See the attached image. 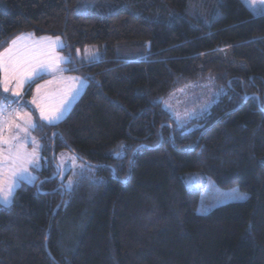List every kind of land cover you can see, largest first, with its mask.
<instances>
[{
    "label": "trees",
    "instance_id": "16d2710c",
    "mask_svg": "<svg viewBox=\"0 0 264 264\" xmlns=\"http://www.w3.org/2000/svg\"><path fill=\"white\" fill-rule=\"evenodd\" d=\"M24 34L100 58L66 64L82 94L31 131L41 168L0 209V264H264V13L241 0H0V52ZM206 79L225 92L179 127L162 100ZM63 151L81 165L61 178ZM207 188L248 198L197 213Z\"/></svg>",
    "mask_w": 264,
    "mask_h": 264
},
{
    "label": "snow or ice",
    "instance_id": "6c2138e0",
    "mask_svg": "<svg viewBox=\"0 0 264 264\" xmlns=\"http://www.w3.org/2000/svg\"><path fill=\"white\" fill-rule=\"evenodd\" d=\"M62 47L59 37L55 39L41 37L36 40L32 38V34H28L17 37L12 41L9 48L0 52V89L4 93H11V96L20 98L11 100L8 96H0V209L11 207L15 191L21 183H34L37 179L33 173L38 172L41 168L40 152L43 151V146L33 140L32 152L23 150V147L27 143L29 130H34L40 125L33 122L29 112L23 111L22 94L25 85H30L44 75L62 76L63 72L67 71L61 65L70 63L71 57L57 54L56 49ZM77 54L79 55V50H77ZM68 83L80 85L83 81L75 78ZM41 87V85H37V93L40 92ZM78 94L79 89L77 87L73 86L68 89L67 95ZM248 98L245 96V99ZM31 103L39 112V119L52 125L63 118L69 100L66 97L59 104L53 105L48 102L47 97L34 95ZM13 104H16L17 107L13 108ZM165 104H167L166 101ZM176 119L178 126L182 127L179 115ZM6 128L17 129V134L5 137ZM19 132L25 133L23 140L19 137ZM120 148L126 151L123 145ZM71 159L75 163L76 158L72 157ZM58 172H63V168L59 165ZM62 187H72V181H69L66 186L62 185ZM37 191L39 192L40 188H37ZM230 198L246 200L248 197L237 190L231 194Z\"/></svg>",
    "mask_w": 264,
    "mask_h": 264
},
{
    "label": "rangeland",
    "instance_id": "374dc122",
    "mask_svg": "<svg viewBox=\"0 0 264 264\" xmlns=\"http://www.w3.org/2000/svg\"><path fill=\"white\" fill-rule=\"evenodd\" d=\"M241 1L243 2V4H245L250 9V11L254 15H259V14L264 13V0H241ZM26 35L28 34H24L23 36H26ZM40 38L41 37L33 38V39L39 40ZM11 44L12 42L10 43V45ZM59 49L60 48L56 49L57 54L60 56H63L61 53H59L58 51ZM85 49H87V51H85ZM93 57H95V59H93ZM99 58H100V53L97 47L88 46V47L83 48L82 50H79V55L77 54V50H76L73 57H71V63L76 64V63H84V62H89V61H96ZM61 67L68 70V66L66 64H62ZM66 72L67 71L63 72L62 76L57 75L55 77L51 74L44 75L42 79L40 78V80H36L35 82L30 84L31 86L34 85L31 90V98H23L24 94L22 95L21 103L24 105L23 111L29 112L32 115V120L34 123L47 124L45 121H41L39 119V112L37 111L35 105L31 103V100L34 95H39L41 97H47L48 102L53 105L59 104L62 99H65L67 97V99L69 100V103L66 105V111L64 112V115H63V118H64L65 115L68 113V111L73 106V104L77 101L79 96L82 94L85 88L84 81L80 77L73 75V74H67ZM75 78L81 79L83 83L80 85H72L68 83L69 81ZM49 81H51V83H49ZM37 85L42 86L39 93H37ZM26 86L27 85H25L24 89L26 88ZM73 86L79 89V94L74 95V96L67 95L68 89ZM224 92H225L224 89L218 88L211 79L196 80V81L189 82L183 85L182 87L176 89L174 92L169 94L167 98L162 100V107L166 112L169 113V115L172 117V119L176 122L177 125L178 123H177L176 117L177 115H179V117L181 118L180 124L184 125L186 122L196 119L202 114H204L205 112H207L210 109V107L214 103H216V101L220 98V96ZM0 96H8L9 99L11 100L20 99V98L11 96V93H4L2 89H0ZM165 101L167 102V104H165ZM12 107L16 108L17 105L13 104ZM62 119L55 122L54 124L60 122ZM17 131L18 130L15 128H12V129L6 128L4 135L5 137L15 135L17 134ZM31 131L32 130H29V133L27 135V143H25L23 147V150L29 153L32 152L33 150V143H32L33 140L40 144V142H38V140L31 134ZM18 134L21 140L25 138L24 132H19ZM72 157L73 156L66 151H63L57 155V164L63 168V172L61 173V178L63 177V175L66 173L67 170L69 169L76 170L80 167L81 163L76 161V159H75V163H73V160L71 159ZM33 175H35V173H33ZM195 177H198L200 179V177L195 173L186 176L187 186L190 189L194 187L191 183L192 181L197 186L201 184V181H200L201 179L199 180L198 178H195ZM23 183H27V182H23ZM27 184H33V183H27ZM67 184L68 183H66L65 186ZM237 190H238L237 188H232L228 190L219 191L215 188H207L204 192L202 191L196 212L205 214V213H208L213 207L218 206L220 204H223L226 202H232V201H243V200H233L230 198L231 194ZM239 193L245 194L243 192H239Z\"/></svg>",
    "mask_w": 264,
    "mask_h": 264
},
{
    "label": "crops",
    "instance_id": "0c3cea01",
    "mask_svg": "<svg viewBox=\"0 0 264 264\" xmlns=\"http://www.w3.org/2000/svg\"><path fill=\"white\" fill-rule=\"evenodd\" d=\"M26 36H27V35H26ZM36 40H38V39H36ZM9 46H10V45H9ZM8 48H9V47H8ZM24 91H25V89H24ZM24 91H23V94H24ZM23 94H22V95H23Z\"/></svg>",
    "mask_w": 264,
    "mask_h": 264
},
{
    "label": "water",
    "instance_id": "95a60500",
    "mask_svg": "<svg viewBox=\"0 0 264 264\" xmlns=\"http://www.w3.org/2000/svg\"><path fill=\"white\" fill-rule=\"evenodd\" d=\"M55 135V134H54ZM58 174V173H57Z\"/></svg>",
    "mask_w": 264,
    "mask_h": 264
}]
</instances>
